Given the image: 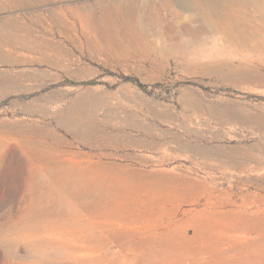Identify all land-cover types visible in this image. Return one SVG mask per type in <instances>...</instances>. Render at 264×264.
I'll return each instance as SVG.
<instances>
[{
    "label": "rangeland",
    "instance_id": "374dc122",
    "mask_svg": "<svg viewBox=\"0 0 264 264\" xmlns=\"http://www.w3.org/2000/svg\"><path fill=\"white\" fill-rule=\"evenodd\" d=\"M110 1L0 0V264H264V55L109 44Z\"/></svg>",
    "mask_w": 264,
    "mask_h": 264
},
{
    "label": "bare ground",
    "instance_id": "6f19581e",
    "mask_svg": "<svg viewBox=\"0 0 264 264\" xmlns=\"http://www.w3.org/2000/svg\"><path fill=\"white\" fill-rule=\"evenodd\" d=\"M249 9L260 13L264 21V0H111L101 7V20L94 21V28L115 33V38L107 37L109 44L121 42L146 52L155 50V43L147 39L148 30L153 29L163 37V56L187 63L201 59L214 67L226 64L238 75L240 68L251 61L248 56L264 55L259 38L263 27H257L255 18L248 17ZM189 10L193 13H182Z\"/></svg>",
    "mask_w": 264,
    "mask_h": 264
}]
</instances>
